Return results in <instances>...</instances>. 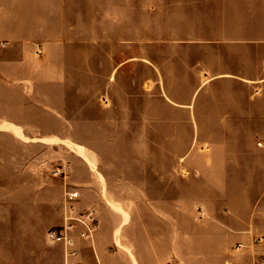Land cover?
Segmentation results:
<instances>
[{"label": "crops", "instance_id": "0c3cea01", "mask_svg": "<svg viewBox=\"0 0 264 264\" xmlns=\"http://www.w3.org/2000/svg\"><path fill=\"white\" fill-rule=\"evenodd\" d=\"M161 1L140 8L0 0V164L11 171L15 161L22 172L40 163L38 151H21L29 138L72 145L67 167L82 173L0 179V264H65L64 244L48 232L66 222L80 230L68 218L86 212L97 226L92 241L74 234L83 264H170L156 260L167 245L174 264H264L229 255L231 237L251 248L260 237L255 247L264 258V0ZM94 107L113 115L92 116ZM43 123L52 130L39 131ZM95 123L132 125L130 180L110 178L93 148L74 142L75 125ZM133 125H146L145 152ZM11 143L20 150L14 155ZM101 154L107 163L109 151ZM121 189L151 208L146 228L116 208L128 198ZM187 203L200 209L193 229L185 225ZM128 235L175 238L147 247Z\"/></svg>", "mask_w": 264, "mask_h": 264}, {"label": "rangeland", "instance_id": "374dc122", "mask_svg": "<svg viewBox=\"0 0 264 264\" xmlns=\"http://www.w3.org/2000/svg\"><path fill=\"white\" fill-rule=\"evenodd\" d=\"M48 3L50 0H46ZM176 0H170V3H174ZM94 4H100V5H105L106 7L113 6L115 4L117 5H122V6H129V5H134L138 7H146V6H153L155 4L160 5L162 4L161 0H91V5ZM145 23L140 22L138 23V26L140 27L138 30V34L140 35L142 33V29L144 27ZM143 26V27H141ZM130 26L128 24H123V38H130ZM142 28V29H141ZM145 30V29H144ZM144 33V31H143ZM145 36V35H144ZM97 84V83H96ZM98 92H93L92 91V96L95 95V98H92V104L98 103L96 96L98 95ZM105 101V100H104ZM118 103H122V98H117L116 100ZM129 103V101H124ZM99 103L101 104L102 101L99 99ZM125 103H123L124 105ZM125 114V111L123 112ZM97 115H102V116H109L113 115V113L110 112H102L100 109L97 107H94L92 109V116H97ZM33 126V125H32ZM131 127L132 125L130 124H122V125H116V124H110V123H95V124H78L74 126V130L71 131V135L74 138V142L84 145V146H90L93 148V150L98 154L97 156V164L101 169H106L109 170V175L110 178H113L115 180H130L131 179V167L129 165V159L131 158L129 155L130 151H125V148H130V138H131ZM135 127L137 133L136 138L138 137V140L136 143V148L140 152H145L146 151V139H145V131H146V125H133ZM37 128L39 131L45 130L48 132L50 129L52 130V125L50 123H43L37 125ZM120 128L122 131H120ZM31 133L32 134H38L39 132L36 131V129L31 128ZM63 133L67 134L66 130L63 129ZM25 144L22 145L21 151H38L36 154L39 156H42V160L40 163L30 165L31 169L30 170H22L20 172L17 168L18 165L17 162L12 161L11 163V171H8L6 168H4L0 164V179L10 178L15 179V178H22V179H48V178H55V173L58 174V176H62V178L69 177V175L74 171L76 173V176L78 178L82 177V173L78 168H76V171L74 169L67 167L69 165L68 159L71 156V152L69 151H74V147L72 145L66 146L65 144H46L45 142H39L37 140H31L27 138ZM3 145L6 147V143L0 139V151H2ZM121 148V149H120ZM121 154H118L120 151ZM10 151H12V155H14L15 152L20 151L19 147L16 146L15 144L11 143L10 144ZM101 151H109V156L110 159L107 160V163L103 160ZM115 151H118L117 153ZM116 153V154H115ZM30 153L28 152V155ZM31 158H34L33 153L30 154ZM13 157V156H12ZM146 159V156H139V159ZM13 159V158H12ZM140 166V181H143L146 179L145 176V162ZM34 163V162H33ZM107 164V165H106ZM121 169V170H120ZM57 176V177H58ZM145 188L141 187V190ZM125 190V189H124ZM123 189L119 190V195H124V197H128L127 200L123 204H119L118 207H116L120 212L124 211L126 214H131V212H134L135 215L137 216V219L139 220L140 225L143 228H146L147 226V220H146V214L147 211H150L148 207L145 204H138L137 203H131L130 201V196L127 195V193ZM126 191L130 194V188H126ZM140 196H142L140 194ZM87 205H85L86 207ZM156 210L157 208L161 210V207H163V204H158L155 205ZM167 206V205H166ZM124 211H123V210ZM176 209V208H175ZM184 213L186 214L185 217L187 218L186 220V227L189 229H193L195 227L194 225V216L198 214L200 211L199 206H197L194 203H187L184 205ZM177 210H170V212L174 213ZM125 214V215H126ZM127 216V215H126ZM193 221V222H192ZM154 226L156 228H161L162 227V222L159 220H156L154 223ZM175 237H163L162 235H155L154 237L151 236H146V235H133L127 236L128 241H133L138 243H145L147 247H151V240L154 241V243L162 247L164 246L165 241L164 240H171L174 239ZM241 237H231L229 239V244L233 243L235 247L233 248L234 253L229 252V255L235 256V258L239 260H262L264 263V258L261 257L258 252L257 248L255 247L256 244H258L261 241L260 237H255L253 240V245L252 248L248 245V243H245L246 241L240 239ZM184 242L186 244H190L194 241V236H186L183 237ZM240 239V240H239ZM178 241V240H177ZM169 244V243H165ZM246 244V245H242ZM251 245V244H250ZM168 246V245H167ZM167 250H164L162 252H158L157 258H166V261L169 262L170 264H174L173 260H171V253L169 250V246ZM243 247V248H242ZM163 250V248H161ZM109 250H112L111 252L114 253V249L112 247L109 248ZM248 250L251 251L248 252ZM129 255L132 254L131 251H128ZM161 254L163 257H161ZM187 255V260L192 261L195 259V253L194 252H188L186 253ZM175 259V258H174ZM171 260V261H170Z\"/></svg>", "mask_w": 264, "mask_h": 264}, {"label": "built area", "instance_id": "2783aa9c", "mask_svg": "<svg viewBox=\"0 0 264 264\" xmlns=\"http://www.w3.org/2000/svg\"><path fill=\"white\" fill-rule=\"evenodd\" d=\"M69 199L76 198L77 192H68ZM70 221H76L82 228L80 230L74 223L66 222L60 227H54L48 232V238L51 241L63 243L65 246V264H83L80 260V251L75 246L74 234L78 233L83 240L92 241L94 232L96 230L97 222L93 217L92 212L81 213L77 218H68ZM98 260V259H97ZM98 264L100 261L98 260Z\"/></svg>", "mask_w": 264, "mask_h": 264}, {"label": "bare ground", "instance_id": "6f19581e", "mask_svg": "<svg viewBox=\"0 0 264 264\" xmlns=\"http://www.w3.org/2000/svg\"><path fill=\"white\" fill-rule=\"evenodd\" d=\"M73 145H74V144H73ZM84 149H85V148H84ZM78 152L81 153V154H83V151H81V149H79ZM76 153H77V152H76ZM86 153H87V152H86ZM86 153H85V154H86ZM81 154H79V155H81ZM87 155H88V154H87ZM87 155H86V156H87ZM87 157H88V156H87ZM87 157H86V158H87ZM88 160H90V159H88ZM89 162H90V161H89ZM103 182H104V180H103ZM125 213H126V212H125ZM123 216H124V215H123ZM124 222H127V221H124ZM133 256H134V255H133ZM133 258H134V257H133Z\"/></svg>", "mask_w": 264, "mask_h": 264}]
</instances>
